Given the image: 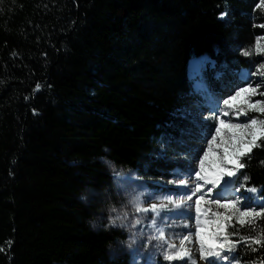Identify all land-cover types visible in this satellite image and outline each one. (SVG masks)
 Segmentation results:
<instances>
[{
	"label": "trees",
	"instance_id": "1",
	"mask_svg": "<svg viewBox=\"0 0 264 264\" xmlns=\"http://www.w3.org/2000/svg\"><path fill=\"white\" fill-rule=\"evenodd\" d=\"M263 4L0 0V264H127L112 251L120 233L97 220L117 169L158 179L198 154L190 59L248 67L238 50L262 34ZM258 143L235 188L264 196ZM221 224L227 252L264 264V218Z\"/></svg>",
	"mask_w": 264,
	"mask_h": 264
},
{
	"label": "rangeland",
	"instance_id": "2",
	"mask_svg": "<svg viewBox=\"0 0 264 264\" xmlns=\"http://www.w3.org/2000/svg\"><path fill=\"white\" fill-rule=\"evenodd\" d=\"M264 17V4L261 9ZM262 34L256 38L255 43L249 48L238 50L244 58L248 67H242L234 72H224L217 69V63L211 61L210 64L201 66L200 82L204 83L206 73L210 75L211 81L209 86L205 84V91L201 90L202 85L198 82L193 84L199 92L200 103L189 114L192 115L199 123L206 127H220L219 120L223 119L225 124H244L253 118L264 120V114L252 111L250 104L257 101L264 102V95H242L232 100V107L227 108L223 103L224 100H231L237 91L244 87L257 88L258 93H264V75L251 74L264 64V54H256V42L259 41L261 47H264V22L257 25ZM249 52L251 55H244ZM198 61V60H195ZM249 73L246 80L243 74ZM188 77L189 71H188ZM193 80H195L193 78ZM201 88V89H200ZM247 101V103H246ZM228 111L229 115H224ZM207 129V127H206ZM207 134V132L205 133ZM215 136V133H211ZM202 137V135L200 134ZM239 136V132L224 127L221 136L216 138L212 144L211 151L204 143L202 138L197 147L199 150L197 155L191 157H182L179 160L181 166L168 171L166 176L158 179L143 178L138 175L135 170L117 169L116 178L113 180L112 194L102 199V205L106 204L109 215L98 216V225H103L118 231L121 237L116 241L112 251L116 255H124L127 264H148L149 254H153L154 264H169V261L163 258L164 241L157 240L154 237L158 235L155 229L151 227L149 218L156 220L157 227L163 228L169 242L175 243L179 247V241L186 235H191V242H185L184 247L196 260L197 264H206L204 260L199 258V237L195 235L197 228L200 229L201 236L207 242L210 238H214L217 243L220 241L221 230L223 229L222 220L227 218L239 219V213L235 209L219 207L215 201L219 200L220 204L237 203V207L241 211H261L264 210V197L248 191V188H235V176H228L226 169H231L233 165L227 163L224 159L225 149H228V159H233L234 149L241 148V141L233 139ZM211 143V141H209ZM196 147V145H195ZM201 153H207V159L204 160V172L206 177L220 176L218 184H207L203 180L197 181L195 176L191 175L193 171L200 170L196 158L204 159ZM186 180L187 184H183L181 180ZM197 183H200L202 189L192 196V200L185 203L182 207H175L169 204L166 209L160 211L159 216L152 212H136L134 201L141 203L142 207L150 208L151 204H160L167 202L169 199L174 201L187 200V196L191 195ZM229 189L226 191V189ZM200 196L204 199L200 201V211L197 213L195 202ZM213 210L215 212H213ZM183 213V215H177ZM199 215L200 223L197 224L196 217ZM161 218H166L161 223ZM140 219L141 223L136 224V220ZM250 218H245L248 220ZM256 219V218H255ZM115 221V224H113ZM255 222V220H254ZM254 223H245L244 225L253 226ZM219 235V236H218ZM138 253V254H137ZM222 256L228 257L227 261L217 260V264H242L233 254L226 250L222 251ZM216 260L215 257L210 258ZM172 264H189L186 259H177Z\"/></svg>",
	"mask_w": 264,
	"mask_h": 264
},
{
	"label": "snow or ice",
	"instance_id": "3",
	"mask_svg": "<svg viewBox=\"0 0 264 264\" xmlns=\"http://www.w3.org/2000/svg\"><path fill=\"white\" fill-rule=\"evenodd\" d=\"M255 52L256 54H264V47H261V44L259 41L256 42V47H255ZM244 55H251L249 52H244ZM211 61L207 60L206 58H203L200 62H198V67L199 66H205L210 64ZM255 75H264V64H261V67L256 69L253 73ZM249 73L243 74L244 78L247 79ZM264 95V93H258L257 88H252V87H244L240 91H237L235 95L232 97L231 100H224L223 103L226 105L227 108L232 107V100H235L239 98L242 95ZM247 103V101H246ZM250 108L252 111L264 114V102L257 101L255 103L250 104ZM224 115H229L228 111L224 112ZM219 125L220 127H207V134H204V130H201V135L202 138L204 139V143L208 147L209 151H211L212 144L215 143L216 138L221 136V131L224 127H227L228 129L235 130L239 132V136H234L233 139H239L241 141V148H236L234 149V156L233 159L229 160L228 159V149H225V154H224V159L227 163H231L233 167L231 169H226L222 171H226V174L228 176H233L236 174V171L239 169H242L245 167L244 164L240 163V157L243 155L250 154L252 152L253 148H258L261 147V145L258 143L259 140L264 139V120H260L257 118L251 119L250 122L244 123V124H232L228 123L225 124V121L223 119L219 120ZM214 132L215 136H213L211 133ZM211 141V143H209ZM200 155H203L204 159H200L199 155L196 158V163L199 164L200 170L198 172L193 171L191 175L195 176L197 181L203 180L205 183L208 184H218L219 180L221 179L220 176H216L214 179L213 178H208L203 175L204 172V160L207 159V153H201ZM183 184H187L186 180H181ZM202 189V186L200 183H197L195 186V189L193 190L191 195L187 196V199L189 201L192 200V196L195 195L197 192H200ZM248 191L255 193L257 191L256 188H249ZM204 199V196H200L199 199L195 202L196 206V211L199 213L200 208L199 204L200 201ZM135 205V210L136 212H152L155 213L157 216H159V213L161 210L166 209L169 204L174 205L175 207H182L184 204L183 200L180 201H174L169 199L166 203L162 202L159 205L158 204H151L150 208H145L141 206V203L138 201L133 202ZM219 205V207L222 208H231L235 209L236 212L239 213V219L237 220V223H239L241 226H244L245 223H254V220L256 217H262L264 218V210L261 211H241L237 207V203H226V204H220L219 200L215 201ZM177 215H183V213L177 214ZM245 218H250L248 220H245ZM166 218H161V223H163V220ZM230 219V217H229ZM151 227L156 230L158 235H156L154 238L157 240L164 241V254L163 258L167 261H169V264H172L173 261L177 259H186L189 264H197L196 260H194L191 257V254L187 251V249L184 247L185 242H191V235H186L182 237L179 241V247L175 243L169 242L168 238L165 235L164 229L163 228H158L156 220L153 218H149ZM197 224L199 225L200 223V217L197 215L196 217ZM141 220L137 219L136 224H140ZM113 224H115V221H113ZM222 230V228L218 229ZM197 237H199V258L201 260H204L206 264H217V260H224L227 261L228 257L222 256V251L227 250L231 251V247L225 249L226 244H234V242L225 239L224 241H221L217 243V241L214 238H210L207 242L205 239L201 236L200 234V229L197 228V231L195 233ZM245 243L248 241L245 240ZM252 244H261L260 239L252 238L251 239ZM2 250V249H0ZM256 249H253L255 251ZM138 254V253H137ZM153 254H149L148 257V264H154V261L152 259ZM215 257L216 260H212L210 258Z\"/></svg>",
	"mask_w": 264,
	"mask_h": 264
},
{
	"label": "bare ground",
	"instance_id": "4",
	"mask_svg": "<svg viewBox=\"0 0 264 264\" xmlns=\"http://www.w3.org/2000/svg\"><path fill=\"white\" fill-rule=\"evenodd\" d=\"M203 58H206L205 56H202L198 61H190L189 62V64H188V71H189V76H190V78H194V76H195V74H196V69L197 68H199V67H201V66H199L198 67V62H200ZM244 80H246V79H244ZM208 178H213L214 179V177H208ZM208 184V183H207ZM229 189L227 188L226 189V191H228ZM188 202H190L188 199L187 200H185L184 201V204L185 203H188ZM183 204V205H184Z\"/></svg>",
	"mask_w": 264,
	"mask_h": 264
}]
</instances>
